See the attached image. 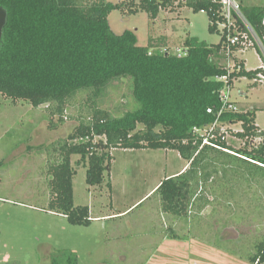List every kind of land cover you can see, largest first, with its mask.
Listing matches in <instances>:
<instances>
[{
  "label": "trees",
  "instance_id": "16d2710c",
  "mask_svg": "<svg viewBox=\"0 0 264 264\" xmlns=\"http://www.w3.org/2000/svg\"><path fill=\"white\" fill-rule=\"evenodd\" d=\"M176 4L206 12L209 30L221 33L220 42L188 37L181 47L188 53L178 56L169 49L163 52L166 36L150 38L148 45L141 46L134 31L116 34L109 23L114 9L131 14L145 11L156 19ZM0 6L8 14L0 43V94L28 101L34 108L48 105L49 117L59 116L58 123L51 119V129L64 122L66 106L76 95L86 92L92 103L89 117L67 137L45 146H52L57 155L48 172L50 210L73 225L92 222L90 207L75 205L74 155L79 156L75 164L87 169V184L97 187L111 171L115 148L176 150L186 160V169L165 178L156 189L162 210L173 217L169 222L193 224L206 206L216 205L215 214L218 204L230 208L220 199L230 201L235 222L247 225L249 219L255 222L261 217L262 236L250 240L247 260L264 263V129L256 124V111H225L217 116L220 91L228 85L232 90L235 79L257 78L264 68L247 70L235 56L244 48L230 45L227 28L220 27L226 18L219 0H0ZM239 8L264 48V5L239 3ZM234 17L237 30L248 32L244 19L237 13ZM158 47H162L159 52ZM221 59H232L233 67L223 66ZM225 75L228 82L221 79ZM124 79L130 83L128 108L113 112L98 107V100L104 101L111 89L118 88L115 83ZM214 123L215 130L204 136L218 147L203 144L204 136L195 130L209 129ZM237 123L242 124L241 131L227 128V132L244 142L241 147L220 135L224 126ZM107 186L111 188V182ZM167 228L171 239L182 240L188 234L172 224ZM68 258L70 264H78L75 255Z\"/></svg>",
  "mask_w": 264,
  "mask_h": 264
},
{
  "label": "rangeland",
  "instance_id": "374dc122",
  "mask_svg": "<svg viewBox=\"0 0 264 264\" xmlns=\"http://www.w3.org/2000/svg\"><path fill=\"white\" fill-rule=\"evenodd\" d=\"M246 2L264 5V0ZM175 7L163 9L156 19L145 11L131 14L114 9L108 19L116 34L134 31L141 46L161 36L167 37L169 51L181 48L188 37L209 44L220 42L221 33L209 30L206 12ZM259 44L261 51L255 46L235 56L246 59L250 69L259 68L264 63V48ZM220 63L234 65L232 59H221ZM250 81H237L231 99H236L243 110L252 104L258 108L256 122L264 128V83L262 90H252L248 97L240 94ZM129 84L126 79L116 82L118 88L111 89L104 101L98 100V107L124 112L131 101ZM88 96L84 92L71 99L64 122L51 129V119L58 123L59 116L49 117L48 105L34 108L28 101L0 94V264H70L69 254L77 257L78 264H251L247 260L249 242L258 234L262 236L258 223L262 219H249L247 225L235 222L230 201L220 199L230 208L218 204L215 214L216 205L206 206L193 224L190 220L169 222L173 217L162 210L156 189L187 165L176 150L115 148L111 171L106 173L104 184L97 187L87 184V169L75 164L79 156L74 155L75 205H88L92 222L89 226L73 225L64 215L50 210L48 172L57 155L50 150L52 146H45L67 137L80 120L91 115ZM230 127L237 132L242 124ZM227 141L236 147L244 145L232 132L227 133ZM108 182L113 184L111 188ZM218 216L223 221L219 222ZM170 224L188 234L182 240L171 239Z\"/></svg>",
  "mask_w": 264,
  "mask_h": 264
},
{
  "label": "built area",
  "instance_id": "2783aa9c",
  "mask_svg": "<svg viewBox=\"0 0 264 264\" xmlns=\"http://www.w3.org/2000/svg\"><path fill=\"white\" fill-rule=\"evenodd\" d=\"M223 4V14L225 15L226 22L221 24L220 27L227 28L228 31V41L230 45L239 44L241 45L245 50L250 47H254V43H259L261 40L258 38L256 33L254 32L253 28L246 22L245 18L243 17L240 8H239V2L237 0H219ZM234 13H237L239 16H241L244 21L246 22L248 26V32L244 31H238L237 25H236V19L234 17ZM262 45V42H261ZM167 48L163 49V52H167ZM174 52L177 53L178 56L186 55L188 53V48H176ZM260 68H264V63L260 65ZM221 79L228 82V75L222 76ZM255 81L264 82V73L261 72L258 74L257 78H255ZM231 88L228 85L225 89L220 91V99L222 101L221 109L218 112V117L225 112V111H238L237 105H235L231 100ZM209 113L213 112V108L209 107L207 109ZM217 124L214 123L212 126L209 127V129H195L198 132H201V134L204 136L205 134L210 135L211 132H213L216 128ZM227 127H223L220 135H223V139H227ZM211 137L216 138L215 134H211ZM203 144H210L212 146L218 147L217 144L210 141L209 137L204 136L203 137Z\"/></svg>",
  "mask_w": 264,
  "mask_h": 264
},
{
  "label": "crops",
  "instance_id": "0c3cea01",
  "mask_svg": "<svg viewBox=\"0 0 264 264\" xmlns=\"http://www.w3.org/2000/svg\"><path fill=\"white\" fill-rule=\"evenodd\" d=\"M239 3H242L243 5H247V6H251V5H256V4H247V2H246V0H237ZM243 52V50H237L236 52H235V54L237 53V52ZM238 59H240V61H243L244 62V65H245V68L247 69V70H254V69H250V68H248L247 67V62H246V59H243V58H241V57H238V56H236ZM260 67V66H259ZM257 69V68H256ZM241 79H249V78H246V77H243V78H239V79H235V81H234V84H233V87H232V90L235 88V84L237 83V81H241ZM249 80H251L250 82H249V84L247 85V87H245V86H243L242 88H241V90H240V94L241 95H243V96H245V97H248L249 95H250V91H252V90H256V89H263V84L262 83H264V82H260V83H257L256 81H255V78L254 79H249ZM254 83H257V84H254ZM263 85V86H262ZM232 92V91H231ZM232 100V99H231ZM232 102L235 104V105H237V107H238V110H243V107H240L239 106V104H238V102L236 101V99H234V100H232ZM251 107L249 108V106H247V110H243V111H256V109H258V108H255V106H253V104L252 105H250ZM241 108V109H240ZM256 118H257V112H256ZM256 124H257V122H256ZM233 124H229V125H227V126H225V127H230V126H232ZM258 125V124H257ZM259 126V125H258ZM231 128V127H230ZM259 128H261V129H264V128H262L261 126H259ZM242 130V129H241ZM186 167H187V165H185L184 166V168L182 169V171L183 170H185L186 169ZM160 184V183H159ZM112 186H113V184H112ZM166 239V238H165Z\"/></svg>",
  "mask_w": 264,
  "mask_h": 264
},
{
  "label": "water",
  "instance_id": "95a60500",
  "mask_svg": "<svg viewBox=\"0 0 264 264\" xmlns=\"http://www.w3.org/2000/svg\"><path fill=\"white\" fill-rule=\"evenodd\" d=\"M7 11L4 9L2 6H0V43L2 39V34H3V28L6 25L7 22Z\"/></svg>",
  "mask_w": 264,
  "mask_h": 264
}]
</instances>
